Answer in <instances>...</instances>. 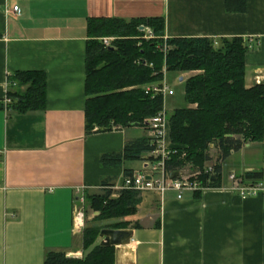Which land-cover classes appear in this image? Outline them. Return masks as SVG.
<instances>
[{"label": "crops", "instance_id": "1", "mask_svg": "<svg viewBox=\"0 0 264 264\" xmlns=\"http://www.w3.org/2000/svg\"><path fill=\"white\" fill-rule=\"evenodd\" d=\"M99 17H161L169 38H253L246 84L264 81V0H0V264H45L51 250L83 257V231L74 226L78 198L105 188L117 197L126 177L150 166L151 152L122 167L103 166L101 156L152 138L151 130H87V23ZM30 70L46 73V109L6 111L4 99L16 90L10 77ZM247 172L261 173L264 184V138L222 163L220 187L186 190L181 198L175 190L141 192L138 211L123 219L134 235L115 246V264H264V194L243 197L229 177ZM85 215H97L87 202Z\"/></svg>", "mask_w": 264, "mask_h": 264}, {"label": "trees", "instance_id": "2", "mask_svg": "<svg viewBox=\"0 0 264 264\" xmlns=\"http://www.w3.org/2000/svg\"><path fill=\"white\" fill-rule=\"evenodd\" d=\"M142 26L152 29L154 37L146 38ZM87 31L88 132L95 127L97 132L112 130L114 126L150 130L148 120L164 108L165 100L162 94L147 93L146 88L163 81L166 67V74L196 72L184 82V100L188 106L168 114L170 139L176 153L166 162L167 170L181 171L191 165L202 170L197 179L210 187H220L222 163L242 149L245 142L263 141L264 81L246 84V53L251 49L248 39L168 37L170 49L164 55L159 47L165 37V19L161 17L89 18ZM104 37L115 38L112 46L103 44ZM10 80L16 83V90L10 88L8 92L12 109L19 113L46 109L44 71H18ZM212 143L219 149L212 166L216 180L208 174L206 166L212 160L209 154ZM155 147L154 137L128 141L122 152L103 154L101 164L122 167L126 161L141 160ZM244 177L255 184L262 174L247 172ZM85 198L97 212L83 229L82 246L87 253L81 258H69L65 251L51 250L46 254L45 264H115L116 248L98 243L100 232L104 228H128L130 224L123 219L138 211L141 192L123 189L114 197L113 190L105 188L103 193H87ZM114 219L120 221L101 224Z\"/></svg>", "mask_w": 264, "mask_h": 264}, {"label": "built area", "instance_id": "3", "mask_svg": "<svg viewBox=\"0 0 264 264\" xmlns=\"http://www.w3.org/2000/svg\"><path fill=\"white\" fill-rule=\"evenodd\" d=\"M14 12L18 15L21 14V9L19 6H14ZM146 31V38L154 37L153 31L150 28H144ZM168 37H164V42L162 45H159L161 52L166 55L170 49V46L167 42ZM103 44L107 47L112 46L114 37H104L101 38ZM249 45L252 48L254 39H248ZM147 64V63H145ZM153 66V64H149ZM165 77L163 81L156 82L151 85H148L146 88L147 93H152L153 95L162 94L165 100L164 108L154 117L148 120L150 130L153 133V137L155 138V149L150 153V166L143 170L142 172H136L126 177L124 183L119 190L123 189H135L139 192L146 191H159L164 193L168 190H175L179 192V198L182 197V193L186 190L196 191V190H207L211 187L206 185L198 178V173L195 174H185L183 169L181 170V175L171 179L169 177V170L166 169V162L170 159L172 154L176 153L175 147L170 140V126L168 120V112L166 109V98L168 96H172L175 94L174 90L171 89L167 83V74L166 67H164ZM262 76H258L256 83L262 82ZM16 85V83H13ZM11 98L7 96L4 99V106L6 111L10 110ZM113 129H123L120 126H114ZM97 130V127L94 128ZM208 174L213 175L214 169L212 166L207 169ZM230 180L232 181V190L239 192V194L243 197L248 196H257L260 194H264V184L262 182H257L255 184H246L244 176L237 175L235 173L230 174ZM209 182V181H208ZM207 182V183H208ZM85 204L86 198L85 196H81L78 198L77 203L74 206V226L79 230L83 231L86 219H85Z\"/></svg>", "mask_w": 264, "mask_h": 264}, {"label": "rangeland", "instance_id": "4", "mask_svg": "<svg viewBox=\"0 0 264 264\" xmlns=\"http://www.w3.org/2000/svg\"><path fill=\"white\" fill-rule=\"evenodd\" d=\"M195 74L196 72H188V73L186 72L182 74L172 73V72L169 73V76H168L169 78L167 79V83L169 87L175 91V95L169 96L167 98L166 109H167L168 114H171L175 110V108H182L186 105V102L184 100V83L182 84L177 77L184 76L183 78L187 80L190 76L195 75ZM190 106L194 107L195 105H190ZM217 151H218L217 146L214 143H212L210 145L209 154L211 156L213 155V157L216 158ZM132 165L140 167L141 163H134ZM183 171L185 172L186 175L187 174L193 175L199 172L198 177L202 174V170H195V168H193L191 165H187L183 169ZM101 224H105V222H101Z\"/></svg>", "mask_w": 264, "mask_h": 264}, {"label": "water", "instance_id": "5", "mask_svg": "<svg viewBox=\"0 0 264 264\" xmlns=\"http://www.w3.org/2000/svg\"><path fill=\"white\" fill-rule=\"evenodd\" d=\"M145 27L142 26L141 29H144ZM183 80V78H181ZM181 175L180 170H175L169 172V177L171 179H174ZM217 176L213 175L212 179L216 180ZM134 235V231L132 229H113V228H104L100 232V237L102 238V241L100 242L103 246H126L129 245L131 242V239ZM67 257L69 258H81L82 256L77 253H70L67 254Z\"/></svg>", "mask_w": 264, "mask_h": 264}]
</instances>
